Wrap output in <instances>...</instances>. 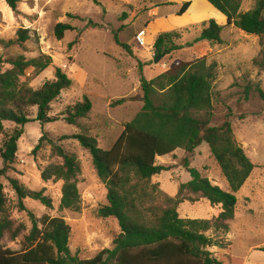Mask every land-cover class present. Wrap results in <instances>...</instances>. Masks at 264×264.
Here are the masks:
<instances>
[{"label": "rangeland", "instance_id": "1", "mask_svg": "<svg viewBox=\"0 0 264 264\" xmlns=\"http://www.w3.org/2000/svg\"><path fill=\"white\" fill-rule=\"evenodd\" d=\"M97 1L99 5L92 0H19L16 9L12 10L0 0V40L14 38L21 28L27 29L29 35L23 48L0 44V55L4 58L18 54L26 58L49 55L52 63L31 82L34 88L53 79L55 67H60L72 79L71 86L62 90L50 104V115L57 120L45 124L30 121L23 126L2 122L4 131L0 133V145L12 130H22L14 162L0 176L6 197V214L16 223H23L26 233L29 231V216L26 211L18 210L17 197L10 184V179H16L27 189H43L51 198L50 208L30 198H25L23 203L36 217L48 214L66 221L70 227L68 246L71 254L80 259L91 258L103 249L112 248L113 240L120 232L119 225L112 217L98 216V208L107 202L106 189L96 175L88 151L74 135L84 132L95 136L100 148L110 147L122 132L123 123L132 119L142 106L140 73L149 79L175 62L191 61L205 55L206 64L214 65L215 76L210 124L220 125L228 116L235 140L255 165L235 193L234 217L228 222L227 232L214 229L205 232L220 239L222 244V247H210L209 251L214 256L229 253L232 264H264V100L255 89L259 86L264 90V68L253 62L259 58L264 38L227 25L223 17L212 12L214 10L205 0H192L182 15L177 12L184 0ZM253 3L254 0H242L241 11L252 8ZM209 18L222 26V43H192L200 23ZM58 22L68 23L75 29L65 31L63 38L58 40L53 32ZM186 27L189 32L176 41L183 47L162 56L157 63L134 39L135 34L144 29L146 44L153 48L157 33ZM116 32L120 41H128L131 45V55L115 43L113 33ZM72 41L76 42L69 45ZM246 86H249L247 95L244 93ZM83 95L91 101L90 112L76 125L67 123L64 119L67 107L80 101ZM122 98L121 104L111 106L112 102ZM41 137V146L33 151ZM49 140L72 153L80 165L76 179L80 194L77 210L60 207L61 180L44 181L41 178L45 166L60 162L52 154ZM184 157L185 152L181 149L156 157L155 163L168 170L149 180L131 179L129 185L135 186L132 197L145 218L154 219L163 209L172 206L182 218L213 219L220 212V205H212L195 195L189 197L196 201L179 202L181 199H178L179 203H175L169 200L176 197L179 184L190 179L182 166ZM188 159L189 166L200 171L212 184L228 189L207 144L202 143ZM2 243L9 244L6 236Z\"/></svg>", "mask_w": 264, "mask_h": 264}, {"label": "trees", "instance_id": "2", "mask_svg": "<svg viewBox=\"0 0 264 264\" xmlns=\"http://www.w3.org/2000/svg\"><path fill=\"white\" fill-rule=\"evenodd\" d=\"M4 1L12 10L19 2ZM92 1L100 4L97 0ZM205 1L226 20L227 25L264 38V0H254L252 8L247 11L240 9L242 0ZM189 5V1H183L177 15L184 14ZM88 23L92 24L91 21ZM198 28V35L192 43H222V26L213 18L202 21ZM74 29L68 23L58 22L53 32L60 40L65 31ZM189 30L186 27L157 33L153 41L155 56L165 57L182 48L176 41ZM113 38L117 45L132 54L128 41H120L117 32L113 33ZM28 39V30L21 28L14 38L0 40V44L23 48ZM260 46L259 58L253 62L264 68V39ZM51 63V57L46 54L31 58L22 54L5 58L0 55V133L4 131L3 121L23 126L30 121L45 124L57 120L50 115V104L62 90L71 86L72 79L60 67H55L53 79L44 81L37 88L31 85ZM213 67V64H206L203 55L191 61L175 62L149 79L140 73L142 106L132 119L123 123L122 132L110 147L100 148L96 137L84 132L74 135L81 147L88 151L96 175L106 189L107 202L98 208V216L112 217L119 225L120 232L113 240L112 248L103 249L91 258L80 259L71 254L68 246L70 227L66 221L48 214L36 217L23 203L25 198H30L50 208L51 198L43 189H27L16 179H10L17 197V208L27 212L31 227L26 233L23 223H16L6 214V197L0 183V264H232L229 253L214 256L209 251L210 247H222V244L220 239H214L205 232L210 229L227 232L228 222L234 217L235 193L255 165L235 140L228 116L220 125L210 124L215 78ZM255 89L264 100V90L259 86ZM248 90L249 86H246L245 95ZM123 101V98L116 100L111 106ZM91 108L89 97L83 95L80 101L67 107L64 119L76 125ZM21 134L22 130L15 128L0 145V176L11 168ZM42 140L43 137L33 151L41 146ZM48 143L60 162L45 166L41 170V178L44 181L61 180L60 207L77 210L80 194L76 179L80 165L76 157L61 145L51 140ZM202 143L208 145L227 182V190L212 184L200 171L189 166V156ZM176 149L185 152L182 166L190 179L180 183L176 197L169 200L175 203L196 201L189 197L191 195L204 198L212 205H220L221 210L213 219L182 218L175 206L163 209L154 219H147L138 211L132 197L135 186L129 185L131 179L149 180L153 175L168 170V167L156 164L155 159ZM178 199L181 200L178 202ZM5 236L9 240L8 245L2 243Z\"/></svg>", "mask_w": 264, "mask_h": 264}, {"label": "built area", "instance_id": "3", "mask_svg": "<svg viewBox=\"0 0 264 264\" xmlns=\"http://www.w3.org/2000/svg\"><path fill=\"white\" fill-rule=\"evenodd\" d=\"M145 36H146L145 30L142 29V30H140V31H138L136 33V35L134 36V39H135L136 43L139 46L144 47V48L147 49V51H148V53H149V55H150L151 58H154L155 57V54L152 51L153 48H152V46L148 47V45L145 43Z\"/></svg>", "mask_w": 264, "mask_h": 264}, {"label": "water", "instance_id": "4", "mask_svg": "<svg viewBox=\"0 0 264 264\" xmlns=\"http://www.w3.org/2000/svg\"><path fill=\"white\" fill-rule=\"evenodd\" d=\"M161 57H162V55H156V56L153 58V62H154V63H157V62L160 60Z\"/></svg>", "mask_w": 264, "mask_h": 264}, {"label": "crops", "instance_id": "5", "mask_svg": "<svg viewBox=\"0 0 264 264\" xmlns=\"http://www.w3.org/2000/svg\"><path fill=\"white\" fill-rule=\"evenodd\" d=\"M167 1H170V2H171V0H167ZM184 1H189V2H190V5L192 4V0H184ZM170 2H169V3H170ZM190 5H189V6H190ZM210 8H211V7H210ZM212 10H213V9H212ZM212 12L218 14V13L215 12V11H212ZM184 13H185V12H184ZM220 17H221V15H220ZM221 18H222V17H221ZM153 41H154V40H153ZM152 43H153V42H152Z\"/></svg>", "mask_w": 264, "mask_h": 264}, {"label": "bare ground", "instance_id": "6", "mask_svg": "<svg viewBox=\"0 0 264 264\" xmlns=\"http://www.w3.org/2000/svg\"><path fill=\"white\" fill-rule=\"evenodd\" d=\"M145 43H146V40H145Z\"/></svg>", "mask_w": 264, "mask_h": 264}]
</instances>
